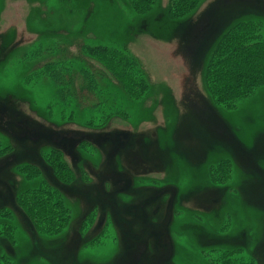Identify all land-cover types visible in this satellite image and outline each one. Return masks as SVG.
<instances>
[{
  "label": "rangeland",
  "instance_id": "1",
  "mask_svg": "<svg viewBox=\"0 0 264 264\" xmlns=\"http://www.w3.org/2000/svg\"><path fill=\"white\" fill-rule=\"evenodd\" d=\"M137 1L0 0V264H264V75L209 80L264 0Z\"/></svg>",
  "mask_w": 264,
  "mask_h": 264
},
{
  "label": "trees",
  "instance_id": "2",
  "mask_svg": "<svg viewBox=\"0 0 264 264\" xmlns=\"http://www.w3.org/2000/svg\"><path fill=\"white\" fill-rule=\"evenodd\" d=\"M189 2L190 0H176L175 2L173 0V5L169 12L173 16H183L191 9V6H188ZM135 4L136 8L141 10H144L145 8L143 7H147L148 5L147 0H145V4L144 0H140L139 3L137 1ZM191 5L194 7L197 5V3L195 4V1H193L191 2ZM148 6L150 7V5ZM248 22L251 21H243L242 23L236 25L235 29L242 28L243 30L241 29L233 33L232 31L235 29H232L229 31V33H225L213 52L214 57L215 54L217 55L215 60L216 63L219 66H222V68L219 69V72H216V74H210L209 80L212 77V82H214L217 80V78H220L223 85L214 86L216 88V94H218L219 97L225 96L232 101L250 94L249 92L251 89L256 88L259 76L264 75V41H259L257 37V35L260 36L259 34H253L249 28L246 29L247 24H249ZM90 47L94 49L92 51L93 53H99L98 56L100 58H102L103 54L100 52L99 48H103L107 53L109 52V49H111L109 47L103 46ZM223 50L226 52L223 53ZM236 82H240V87L238 88L243 86L245 88L229 91L230 89L237 87L235 86ZM225 92L227 93V96ZM6 151V149L0 150V155L5 154ZM51 152L61 153L62 150L60 148H52ZM28 168H30V166H28ZM46 197H48L47 199L52 198L51 192H46Z\"/></svg>",
  "mask_w": 264,
  "mask_h": 264
}]
</instances>
